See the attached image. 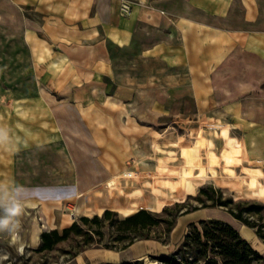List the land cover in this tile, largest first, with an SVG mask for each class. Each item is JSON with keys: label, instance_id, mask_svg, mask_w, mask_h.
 I'll list each match as a JSON object with an SVG mask.
<instances>
[{"label": "rangeland", "instance_id": "374dc122", "mask_svg": "<svg viewBox=\"0 0 264 264\" xmlns=\"http://www.w3.org/2000/svg\"><path fill=\"white\" fill-rule=\"evenodd\" d=\"M48 2L0 0V264H165L210 217L264 255L227 210L248 204L226 201L261 204L242 214L264 223V0H111L124 27L102 20L101 42L49 30ZM140 209L157 214L149 238L115 248Z\"/></svg>", "mask_w": 264, "mask_h": 264}, {"label": "trees", "instance_id": "16d2710c", "mask_svg": "<svg viewBox=\"0 0 264 264\" xmlns=\"http://www.w3.org/2000/svg\"><path fill=\"white\" fill-rule=\"evenodd\" d=\"M226 201L236 206L242 203L248 204L244 209L228 208L227 210L234 219L236 218L249 226H256V234L264 240V223H255L248 218L251 212L258 213L259 207L261 208L262 205L252 202H234L231 198ZM175 205L178 206L179 203L176 202ZM167 209L169 207L166 205L162 211ZM243 210L249 214L243 216ZM189 211L186 209L179 214ZM112 214L113 211L105 209L101 215L82 216L81 221L85 224H99ZM155 215L157 214L149 210L140 209L118 220L117 230L120 231V237L124 241L120 246L114 247L118 249L128 247L137 236L149 238L140 234L139 231L155 224L157 221ZM175 216L177 217V214ZM174 218L173 216V219L163 220L168 222V230L173 228ZM74 229L76 233L80 231L76 222L63 228L61 233L56 229L42 232L40 248H51L57 241L65 239L69 232ZM93 232L100 234L98 230ZM161 260L165 264H264V255L256 250L230 222L221 218L210 217L199 220V225L192 224L177 249L166 256H161Z\"/></svg>", "mask_w": 264, "mask_h": 264}, {"label": "crops", "instance_id": "0c3cea01", "mask_svg": "<svg viewBox=\"0 0 264 264\" xmlns=\"http://www.w3.org/2000/svg\"><path fill=\"white\" fill-rule=\"evenodd\" d=\"M48 10L42 15L45 23L48 25V29L55 32L62 30L63 36L73 38H83L84 40H97L101 42V39L105 40L106 36H101L102 20L106 28L124 27V19L119 18L113 22V6L111 0H48ZM100 23V24H99ZM134 24V23H133ZM123 25V27H122ZM56 34V33H55ZM85 46H89L86 44ZM91 46V45H90ZM101 46V45H100ZM113 174L107 179H104L100 183V188L111 189ZM60 191H54L53 189H40L38 193L41 194V198H50L57 200L63 195ZM73 190L69 189L66 195L73 194ZM75 195H80L79 192H74ZM105 199V198H104ZM103 199V200H104ZM187 212L180 217H184L188 214L194 213ZM130 249V247H129ZM131 253V258L134 255Z\"/></svg>", "mask_w": 264, "mask_h": 264}, {"label": "bare ground", "instance_id": "6f19581e", "mask_svg": "<svg viewBox=\"0 0 264 264\" xmlns=\"http://www.w3.org/2000/svg\"><path fill=\"white\" fill-rule=\"evenodd\" d=\"M239 231V230H238ZM240 233V232H239ZM241 234V233H240ZM242 235V234H241ZM243 236V235H242ZM244 237V236H243ZM23 245L21 244L20 245V248L22 247ZM142 256H144V255H142ZM142 256H140V258L142 259L143 257Z\"/></svg>", "mask_w": 264, "mask_h": 264}, {"label": "clouds", "instance_id": "9594fccd", "mask_svg": "<svg viewBox=\"0 0 264 264\" xmlns=\"http://www.w3.org/2000/svg\"><path fill=\"white\" fill-rule=\"evenodd\" d=\"M0 223H7V221H3V222H0Z\"/></svg>", "mask_w": 264, "mask_h": 264}]
</instances>
